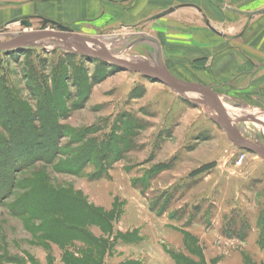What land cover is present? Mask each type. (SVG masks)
I'll return each instance as SVG.
<instances>
[{
  "label": "rangeland",
  "instance_id": "374dc122",
  "mask_svg": "<svg viewBox=\"0 0 264 264\" xmlns=\"http://www.w3.org/2000/svg\"><path fill=\"white\" fill-rule=\"evenodd\" d=\"M46 30L162 64L230 110L264 108L257 92L177 77L147 39L86 22L18 19L0 44ZM198 100L55 37L0 51V264H264V158ZM228 120L264 147V116Z\"/></svg>",
  "mask_w": 264,
  "mask_h": 264
},
{
  "label": "crops",
  "instance_id": "0c3cea01",
  "mask_svg": "<svg viewBox=\"0 0 264 264\" xmlns=\"http://www.w3.org/2000/svg\"><path fill=\"white\" fill-rule=\"evenodd\" d=\"M41 15L147 39L177 77L264 98V0H0V28ZM261 111L248 105L241 113L251 116L236 118Z\"/></svg>",
  "mask_w": 264,
  "mask_h": 264
},
{
  "label": "water",
  "instance_id": "95a60500",
  "mask_svg": "<svg viewBox=\"0 0 264 264\" xmlns=\"http://www.w3.org/2000/svg\"><path fill=\"white\" fill-rule=\"evenodd\" d=\"M41 37H55V38L63 40L68 45L69 43H73L75 46H77L78 48L77 50L82 54H85L93 58L100 59L102 61H106L108 63H112L124 70H128L134 73H141L147 78H152L154 80H157L165 84L166 86L172 88L173 90L192 91L193 93L196 94V96L199 97V100H198L199 103L210 106L216 112L214 115H211V119L225 131V133L228 136V139L235 146L241 149L254 152L259 157L264 158V147L253 143L249 139H246L228 120L230 117L251 116L250 114L248 115V114L236 112L234 110H230L226 108L222 104L210 98L200 86L190 83V82L180 81L174 76H172L171 74H169L168 72H166L162 64L160 66V69H154L146 65L140 64V63H132L127 60H123L116 56L110 55L108 53H102V52H96L93 50H89L86 47V43H87L86 38L79 34L47 31V30L28 33L16 39L10 40L6 43L0 44V51L22 46V43L27 40L41 38ZM72 39H78L81 43L84 44L86 48L78 46V44L72 42ZM261 112H264V111H261Z\"/></svg>",
  "mask_w": 264,
  "mask_h": 264
},
{
  "label": "trees",
  "instance_id": "16d2710c",
  "mask_svg": "<svg viewBox=\"0 0 264 264\" xmlns=\"http://www.w3.org/2000/svg\"><path fill=\"white\" fill-rule=\"evenodd\" d=\"M13 141H15V140H13ZM18 144L20 145L21 142L18 143ZM11 146L14 147V146L12 145V143H11ZM20 146H21V145H20ZM20 146H19V147H20ZM21 149H22V146H21ZM21 149H20V150H21ZM10 152H14V150L12 149V151H11L10 149H8V153H9V154H10ZM0 178H2L1 175H0ZM2 191H4V190H2ZM3 193H4V192H3Z\"/></svg>",
  "mask_w": 264,
  "mask_h": 264
},
{
  "label": "bare ground",
  "instance_id": "6f19581e",
  "mask_svg": "<svg viewBox=\"0 0 264 264\" xmlns=\"http://www.w3.org/2000/svg\"><path fill=\"white\" fill-rule=\"evenodd\" d=\"M82 45H83V47H85L83 43H82ZM76 47H77V46H76ZM86 47H87L89 50H93V49L90 47V45H89L88 43H86ZM86 47H85V48H86ZM77 49H78V48H77ZM94 51H95V50H94ZM119 58H120V57H119ZM120 59H122V58H120Z\"/></svg>",
  "mask_w": 264,
  "mask_h": 264
}]
</instances>
